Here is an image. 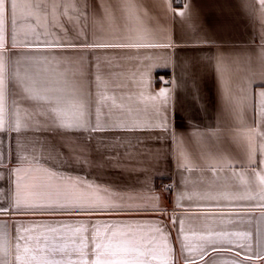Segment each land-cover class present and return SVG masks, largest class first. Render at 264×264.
<instances>
[{
	"label": "crops",
	"instance_id": "obj_1",
	"mask_svg": "<svg viewBox=\"0 0 264 264\" xmlns=\"http://www.w3.org/2000/svg\"><path fill=\"white\" fill-rule=\"evenodd\" d=\"M18 2L47 5L49 24L47 30L33 34L30 27L34 26L35 17L21 23L18 11V47L11 48L9 15L5 39L9 53H16L11 56L12 61L23 62L30 56L48 59L50 87H60L59 82L67 80L80 86L83 93H90L92 123H95L99 88L106 95L115 96L117 104L124 105L123 109L114 108L107 115V109L102 108V123L107 120L111 124L122 117L139 127L121 125L100 133H83L94 137L93 143L104 142L106 160L111 166L94 169L71 163L63 156L49 159L50 143L59 134L36 130L37 125L44 129L51 124L46 114H39V105L47 109L48 104L22 101L21 96L28 94L17 85L6 101L7 119L14 122L18 110L28 127L20 133H9L7 139L0 134V158L11 154L8 164L13 170L47 168L58 174L57 179L79 177L116 187L122 195L132 197L127 201L132 206L161 210L93 216L0 215V234L6 233L8 239L7 251L0 249V264H18L17 221L26 227L33 223L55 226L61 222L73 226L83 223L89 227L93 222L159 226L172 249L165 257L169 264H185V258L195 259L198 264L205 261L208 264H264V212L257 206L264 201L225 199L221 195L236 191L235 185L239 183L236 177L241 173L251 174L250 154L256 171L264 170V164L260 163L264 151V96L261 95L264 92V6L261 0H130L135 5L132 13L117 9L114 18L102 17L95 5H115L119 0ZM53 4L57 5L55 9ZM45 41L77 47H45ZM85 42L169 46L85 48L82 46ZM37 44L40 46L36 47ZM97 76L101 78L99 84ZM162 89L168 93V102L166 111L161 109L157 115L150 104L140 99L139 93L155 96ZM161 115L166 117V129L159 127ZM129 158L135 163L116 167L117 161ZM8 175L0 169V203L15 195V176L9 181ZM166 182L172 185L170 190L164 187ZM259 191L257 187L253 194ZM209 231L248 233V237H230L233 243L218 244L221 249L218 252H211V246H206L209 254L201 260L199 246L203 241L199 237ZM185 243L192 250L185 249L181 254ZM241 244L244 247L238 246ZM245 256L252 259L245 261Z\"/></svg>",
	"mask_w": 264,
	"mask_h": 264
},
{
	"label": "snow or ice",
	"instance_id": "obj_2",
	"mask_svg": "<svg viewBox=\"0 0 264 264\" xmlns=\"http://www.w3.org/2000/svg\"><path fill=\"white\" fill-rule=\"evenodd\" d=\"M264 6V0H261ZM53 9L57 5H52ZM102 17L114 18L115 10L127 9L129 13L135 9V5L130 0H119L115 5L99 3L95 5ZM47 5L40 3H20L18 0H0V134L8 138V134L20 133L22 128H27L28 123L22 121L20 112L15 113V121L9 122L7 119L6 101L13 89L19 85L27 93V97L21 96V100H33L46 102L48 108L44 109L39 105L41 112L46 114L51 121L50 126L36 130H46L59 134L58 139L50 143L49 159H59L61 156L71 163L81 166L87 165L91 168H102L108 165L103 141H94L92 136H84V132L100 133L109 127L137 128L139 125L132 121L125 122L121 117L119 120L101 122V109L106 108V115L114 108H124L123 104H117L115 96H108L104 91H97L95 103L96 118L95 123L90 119L91 96L82 92L81 87L67 80L60 81V87L52 88L50 84V61L44 57H27L23 62L12 61L11 56L16 53H9L6 47V20L10 15L12 28L11 48L18 47L16 39V28L18 24V11L20 13L19 22L27 23L32 21L34 26L30 31L35 34L38 30L48 29V17L46 14ZM44 12V15L41 13ZM181 15L183 13H180ZM55 20V17H53ZM71 23V21H69ZM56 25L53 24V27ZM59 27L64 28L63 24ZM73 27L75 25L73 24ZM67 31V29H65ZM27 37V33L24 34ZM39 47L40 45H35ZM45 47H77L75 44L64 45L62 43L44 42ZM85 48H156L168 47L167 44L155 43H83ZM99 84L101 78L96 77ZM264 96V92L261 93ZM139 97L146 105H151L157 115L160 110L166 111L168 93L161 90L155 96L139 93ZM111 101V103H109ZM130 110V109H129ZM159 127L166 129V117L161 115ZM47 123V122H46ZM146 130V129H145ZM261 164H264V151L261 153ZM11 154L0 158V169L9 173L8 180L15 176V195L9 197L6 203H0V215L28 214V213H59L85 216L105 215L123 212H147L160 211L157 207L132 206L127 201L132 197L124 196L121 190L116 187H109L98 184L88 179L79 177H60L57 173L47 168L24 169L17 167L10 168L8 161ZM47 162V161H45ZM39 163V161H37ZM132 158L124 162L117 161L116 167L133 164ZM111 166V165H108ZM249 166L251 174L241 173L236 177L239 182L235 185L236 191L222 192L225 199L256 200L264 201V170L256 171V166L252 164V155L249 156ZM231 168V165H229ZM215 170V169H213ZM24 173V175H21ZM33 173H36L33 175ZM241 186H244L241 189ZM2 187V186H0ZM260 191L253 194L256 188ZM7 196V192H5ZM209 198H212L209 196ZM183 199V196H181ZM264 212V203L257 205ZM264 219V216H262ZM183 221L181 229L183 232ZM89 232L91 235L89 236ZM16 233V261L18 264H169L165 258L172 253L171 247L167 243V236L159 226L148 227L144 225H112L108 223H95L91 227L87 224L69 225L59 223L55 226L43 223H33L25 226L23 222L15 223ZM35 234V235H33ZM247 239L248 233H227L209 231L206 235H201L199 239L203 243L199 246L200 259L204 260L209 254L206 246H211V252H218L221 249L218 244L227 241L232 244L230 237ZM187 241L188 237L185 236ZM7 235L0 234V249L7 251ZM244 247L243 244L238 245ZM188 249L189 244L185 243L181 247V254ZM230 250V249H229ZM240 255L239 252L236 253ZM252 257L245 256L244 260L249 261ZM185 264H198L195 259L185 258ZM208 264V261H205Z\"/></svg>",
	"mask_w": 264,
	"mask_h": 264
},
{
	"label": "built area",
	"instance_id": "obj_3",
	"mask_svg": "<svg viewBox=\"0 0 264 264\" xmlns=\"http://www.w3.org/2000/svg\"><path fill=\"white\" fill-rule=\"evenodd\" d=\"M178 2H181V0H177ZM164 187L167 189V190H170L171 189V187H172V185L169 183V182H166L165 184H164Z\"/></svg>",
	"mask_w": 264,
	"mask_h": 264
}]
</instances>
